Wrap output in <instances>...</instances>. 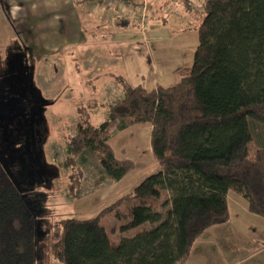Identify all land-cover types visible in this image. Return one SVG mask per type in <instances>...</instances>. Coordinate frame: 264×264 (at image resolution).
<instances>
[{
	"label": "trees",
	"instance_id": "1",
	"mask_svg": "<svg viewBox=\"0 0 264 264\" xmlns=\"http://www.w3.org/2000/svg\"><path fill=\"white\" fill-rule=\"evenodd\" d=\"M195 29L193 62L176 69L177 82L146 89L112 74L122 97L92 103L105 107L104 119L92 124L78 108L79 128L62 160L72 199L81 194L88 155L99 165L95 184L117 181L134 162L116 158L110 138L133 124H151L158 171L113 203L135 199L119 241L112 244L100 223L113 204L93 217L53 219L39 230V217L46 215L0 159V264H51L52 258L63 264H184L206 230L230 219L229 191L264 218V0H204Z\"/></svg>",
	"mask_w": 264,
	"mask_h": 264
},
{
	"label": "rangeland",
	"instance_id": "2",
	"mask_svg": "<svg viewBox=\"0 0 264 264\" xmlns=\"http://www.w3.org/2000/svg\"><path fill=\"white\" fill-rule=\"evenodd\" d=\"M132 8L130 13L136 20V8ZM89 17L79 0H0V159L15 182L38 201L37 210L46 215L39 217V230L47 229L56 218L97 215L132 191L129 183L140 178L135 175L136 170L140 171L136 168L118 185L120 195L98 203L97 208L92 206L96 197L89 206L80 205L78 201L85 192H92L108 180L95 184L99 165L95 157L88 155L80 196L72 199L67 195L69 173L62 160L66 142L79 128L78 108L88 112L92 124H99L105 117V107H93V101L108 104L117 96L108 94L110 87L104 88L102 80L111 83V75L119 73L120 59L109 55L110 51L120 52L119 44H115L118 49L110 47L112 42L123 40L119 32L99 30V48L106 52L98 58L97 48H92V64L86 63L81 53L84 48L66 46L57 51L52 47V39L57 36L68 41L75 35L76 40L93 39L92 27L78 29L86 20L92 24ZM157 22L159 25L160 20ZM182 25L169 18L164 28L160 26L154 32H169ZM102 76L108 78L101 80ZM116 88L122 93L119 85ZM228 197L231 219L209 228L196 240L187 264H264V218L236 210L234 201L239 199L235 192L230 191ZM134 201L124 198L100 218L112 244L124 234L121 226L129 220ZM51 264L63 262L52 258Z\"/></svg>",
	"mask_w": 264,
	"mask_h": 264
},
{
	"label": "crops",
	"instance_id": "3",
	"mask_svg": "<svg viewBox=\"0 0 264 264\" xmlns=\"http://www.w3.org/2000/svg\"><path fill=\"white\" fill-rule=\"evenodd\" d=\"M80 1L82 0H79V2ZM203 1L204 0H188L190 7L186 8L182 0H151L152 5L149 12L148 23L143 32H139L136 21L133 20V15L131 13H126L120 18L117 16L115 9L108 8L100 14L97 13L101 12L100 10L90 11L88 14L90 15L89 18L92 24L89 20H86L87 23L80 24L78 29L81 30L83 28L92 27L90 32L93 39L89 41L76 40L75 35L74 38H71L72 40L68 41L66 39L62 40L61 36H57L52 39V47L57 51L66 46L70 49H75L78 46L84 48L85 51L81 53L85 55L84 59L86 63L92 64L89 62V59L93 58L92 52L94 51L91 50L92 48H97V50H95L97 51L95 56L98 58L105 55L106 52L99 48V30L106 28L109 32H119L120 35L124 37L123 40L118 43L112 42L110 47L118 49V46L115 44H119L120 52H109V55L112 53L111 56L120 59V61H117V63H120L118 69L119 73H113V75L121 74L130 84L141 85L146 89L155 88L157 85L169 86L178 80L176 69L189 67L193 62L194 52L198 44V33L195 27L200 18L199 10ZM169 18H174L178 23H183V25L169 32H154L155 29L160 30L161 27L164 28L169 23ZM157 20H160L159 25ZM93 28L98 29V31L95 29L93 30ZM71 53L74 52L72 51ZM55 60L61 62L58 58ZM115 62L116 61L113 60V63ZM113 75L110 77L111 83L107 84L102 79L108 77L105 78L102 76L100 78L104 83V88L110 87L108 93L110 96L113 97L114 94H117L115 98H111V102L119 100L123 95V91L120 94L117 92V83L113 80ZM150 134L151 124L148 122L136 123L123 130L117 131L112 138H110L109 143L113 148L116 158L130 159L134 162L133 169L117 181L108 179L105 185L99 186L90 193L85 192L84 194L86 195L80 197L81 202L78 201V203L83 206H89L92 200L95 199L94 197H96L97 200L93 201L92 206L93 208H97L99 205L98 203H105L111 197L120 195L121 187H118V185L127 178L131 171L139 168L140 171L136 170L135 175H138L137 177L140 178H137L138 180H136L134 184L129 183V190H132L135 183L141 181L145 176L157 172L158 165L151 152ZM124 188L126 189V187ZM98 189L99 191L96 192ZM229 192L227 194V200L230 212L231 204L229 203ZM238 199L239 200L234 201L235 209L248 212L246 200L239 197V195ZM231 216L230 212V219ZM191 255L192 252H190L184 264L189 263Z\"/></svg>",
	"mask_w": 264,
	"mask_h": 264
},
{
	"label": "built area",
	"instance_id": "4",
	"mask_svg": "<svg viewBox=\"0 0 264 264\" xmlns=\"http://www.w3.org/2000/svg\"><path fill=\"white\" fill-rule=\"evenodd\" d=\"M166 1V0H165ZM151 0H85L83 9L90 12L96 9L105 11L113 7L117 16L120 17L125 13H132L133 7L136 8L135 21L139 32H143L147 26L149 12L151 10Z\"/></svg>",
	"mask_w": 264,
	"mask_h": 264
}]
</instances>
